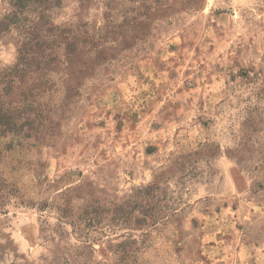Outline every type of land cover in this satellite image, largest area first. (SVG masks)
I'll list each match as a JSON object with an SVG mask.
<instances>
[{"label":"rangeland","instance_id":"rangeland-1","mask_svg":"<svg viewBox=\"0 0 264 264\" xmlns=\"http://www.w3.org/2000/svg\"><path fill=\"white\" fill-rule=\"evenodd\" d=\"M46 14L50 67L29 56L23 136L0 138V264H264V0Z\"/></svg>","mask_w":264,"mask_h":264},{"label":"trees","instance_id":"trees-1","mask_svg":"<svg viewBox=\"0 0 264 264\" xmlns=\"http://www.w3.org/2000/svg\"><path fill=\"white\" fill-rule=\"evenodd\" d=\"M59 2L60 0H8L10 11L0 18V33L9 30L12 25L23 30V40L20 48L22 57L19 64L6 75H0V93L3 96V99L0 98V138L11 137L7 147L11 146L14 138L23 136L21 125L18 122L20 112L12 107L14 105L12 103H16V100L11 99L12 97L19 96L20 99L21 96H24L25 98L24 94L17 95L14 92L16 81L30 71L29 56L37 59L35 63L36 71L44 72L49 69L52 60L49 59V56L44 53V49H41V47H49L53 44L55 38L54 34L42 33L50 31L45 28L48 24L46 12ZM32 12H36L33 18L28 15ZM44 83L46 84V82Z\"/></svg>","mask_w":264,"mask_h":264}]
</instances>
